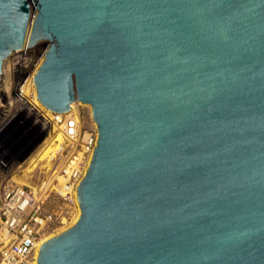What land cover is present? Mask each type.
Instances as JSON below:
<instances>
[{"label": "water", "instance_id": "water-1", "mask_svg": "<svg viewBox=\"0 0 264 264\" xmlns=\"http://www.w3.org/2000/svg\"><path fill=\"white\" fill-rule=\"evenodd\" d=\"M37 39L98 135L36 264H264V0H0V72Z\"/></svg>", "mask_w": 264, "mask_h": 264}, {"label": "built area", "instance_id": "built-area-1", "mask_svg": "<svg viewBox=\"0 0 264 264\" xmlns=\"http://www.w3.org/2000/svg\"><path fill=\"white\" fill-rule=\"evenodd\" d=\"M46 47L43 40L14 50L5 72L9 81L0 74V170L31 164L32 160L36 163L33 168L44 165L48 172L38 187L0 180V264L37 261L41 236L53 220V214L44 211V202L51 191L65 199L76 198L77 184L96 147L97 125L92 117L90 123L83 122L79 105L69 112L54 111L38 99L33 75ZM29 119L38 124L43 136L29 149L15 147L9 137ZM45 145L52 149L39 159Z\"/></svg>", "mask_w": 264, "mask_h": 264}, {"label": "rangeland", "instance_id": "rangeland-1", "mask_svg": "<svg viewBox=\"0 0 264 264\" xmlns=\"http://www.w3.org/2000/svg\"><path fill=\"white\" fill-rule=\"evenodd\" d=\"M9 59L7 60V63H9L10 61ZM79 107L81 110L83 122L87 124L90 123L91 110H92L90 105L83 104V102H81V104H79ZM42 136L43 133L40 132V128L38 124L34 123L29 119L22 121L21 127H18L17 130L15 129L11 133V137L9 138L12 140V145H15V147L22 148V146H25L27 148L28 146L29 149L30 145L31 147L32 145L33 146L36 145L37 142L40 141ZM28 165L29 163H25L21 167L13 166L12 168L9 169L0 170V180L4 178L3 181L5 182L15 181V182L24 183L29 186H35V187L40 186L42 181L48 175L46 167H44V165H39L36 168H32V169L30 168L32 170L30 171V169L28 170L29 168ZM2 187L3 185L0 183V192ZM0 197H1V193H0ZM76 200H77L76 198L65 199L61 195V193L51 191V194L49 195L48 199L43 204L44 211L51 212L53 214V220L48 225L46 232L49 231L57 234L64 226L68 224V221L73 220L74 216L78 211V208L80 207L77 204L78 201ZM1 225L2 223L0 220V228Z\"/></svg>", "mask_w": 264, "mask_h": 264}, {"label": "bare ground", "instance_id": "bare-ground-1", "mask_svg": "<svg viewBox=\"0 0 264 264\" xmlns=\"http://www.w3.org/2000/svg\"><path fill=\"white\" fill-rule=\"evenodd\" d=\"M37 41H43V39H37L35 42H34V44L35 43H37ZM33 45V44H32ZM32 45H29V46H27V47H30V46H32ZM23 48H25V47H22V48H14V49H12L11 51H10V53L11 52H13L14 50H21V49H23ZM10 55V54H9ZM9 55H7L6 57H5V60H4V63H3V66H2V71H1V75H3L4 74V81L5 82H8L9 81V79H8V76H7V74L5 73L6 72V64H7V60L10 58L9 57ZM44 59V57H41V62H42V60ZM35 87H34V85H33V89H34ZM81 102L82 101H80V100H78V99H75V100H73V102H72V106H73V108H71V110L70 111H72V110H74L79 104H81ZM83 104H87V105H90L89 103H86V102H83ZM90 107H91V105H90ZM92 109V108H91ZM91 112H92V110H91ZM43 150H42V153L40 154V157H39V159H41V158H43V157H45L47 154H48V152L52 149L51 147H50V145H45V146H43V148H42ZM31 162V164H29L28 166H29V168H28V170L31 168H33L34 166H35V164L36 163H34V161L32 162V160L30 161ZM42 167V166H41ZM30 169V171H32ZM42 169V168H41ZM28 176V175H27ZM40 179V178H39ZM26 180V179H25ZM20 183V182H19ZM76 201H78L77 202V204L79 205V198H78V194L76 195ZM80 206V205H79ZM79 214H80V207L78 208V211H77V213H76V215L74 216V218H73V220L72 221H68V224L66 225V226H64L59 232H61L62 230H64V229H66L68 226H70V225H72L75 221H76V219L78 218V216H79ZM66 222V221H65ZM56 233H53V232H49V231H45L43 234H42V240H41V242L40 243H43V241L44 240H47V239H49L51 236H53V235H55ZM37 255H38V253H37ZM34 264H36V262L34 263Z\"/></svg>", "mask_w": 264, "mask_h": 264}]
</instances>
